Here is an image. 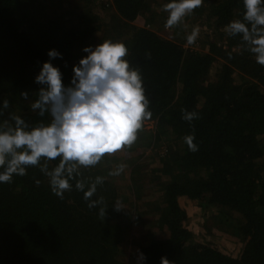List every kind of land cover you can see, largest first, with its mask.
<instances>
[{
    "label": "trees",
    "instance_id": "16d2710c",
    "mask_svg": "<svg viewBox=\"0 0 264 264\" xmlns=\"http://www.w3.org/2000/svg\"><path fill=\"white\" fill-rule=\"evenodd\" d=\"M111 1L126 29L125 59L140 70L150 101L152 118L146 121L156 122V140L165 135L179 144L160 158V176L166 178L159 185L156 224L166 234L139 244L142 264H161V257L173 264H264V66L240 36L225 31L242 18L243 0H203L192 12L205 14L213 27L205 51L130 24L151 10L148 0ZM85 3L79 16L92 27L76 30L60 15L36 17L31 9L37 0H0V107L5 99L10 105L3 118L19 115L29 124L50 119L31 110L34 93L43 87L35 77L55 49L62 58L50 62L70 85L73 66L86 56L75 48L97 28ZM211 73L214 79L207 80ZM25 91L29 100L21 96ZM182 110L197 118L184 120ZM193 132L195 152L184 141ZM107 160L115 158L80 170L86 180L104 177L92 198H104V218L88 207L75 181L63 199L54 195L39 167L0 183V264H124L121 244L141 212L135 203L132 217L115 210L118 193ZM58 162H49V169ZM182 199L195 207L198 223L188 224Z\"/></svg>",
    "mask_w": 264,
    "mask_h": 264
},
{
    "label": "clouds",
    "instance_id": "9594fccd",
    "mask_svg": "<svg viewBox=\"0 0 264 264\" xmlns=\"http://www.w3.org/2000/svg\"><path fill=\"white\" fill-rule=\"evenodd\" d=\"M203 4V0H171L164 11L168 13L165 27L178 25L184 17ZM244 12L225 26L229 36H240L242 44L252 53L258 64L264 66V0H243ZM199 27L187 36V44L196 42ZM86 55L73 66L69 86L62 81V73L51 59L61 57L55 49L49 50L50 61L44 62L35 82L42 85L31 101L30 107L47 122L29 124L19 115H8L9 101L0 107V183H11L15 176L27 174L28 167H39L49 178L51 191L63 199L64 193L75 188L83 192L90 209L98 208L104 218V198L92 199L104 177L94 180L82 177L81 169L94 167L106 156L130 148L138 139L144 122L152 118L150 101L145 95L143 79L138 68L125 59L128 48L123 42L104 40L95 47L83 49ZM29 100L28 92H21ZM188 122L197 113L182 110ZM195 133L184 137L190 151H197ZM44 161L43 164L41 161ZM58 164L49 169V162ZM126 165L120 164L110 176H119ZM39 183V181H37ZM116 211L124 209L117 200ZM145 258L139 254L138 261ZM161 264H173L161 257Z\"/></svg>",
    "mask_w": 264,
    "mask_h": 264
},
{
    "label": "rangeland",
    "instance_id": "374dc122",
    "mask_svg": "<svg viewBox=\"0 0 264 264\" xmlns=\"http://www.w3.org/2000/svg\"><path fill=\"white\" fill-rule=\"evenodd\" d=\"M86 1L88 2L87 5L91 7V13L96 16L97 21L93 26H97V28L91 31V34L89 33L90 35L84 39V44L75 48V52H84L83 49L85 47H95L104 40L122 42V39L127 38L126 29L118 21L119 16L111 0H109L111 3L106 7L98 5L100 1L96 0H91L92 2L88 0H44L42 4L37 0L39 5H36L31 11L34 12L36 17L40 18H54L60 15L67 25L77 28L76 30H82L86 27H92L89 24L90 22L82 21L79 16L83 9L80 6L86 5ZM148 3L151 10L144 15L138 16L130 24L153 29L168 39L181 42L184 48L199 51L206 50L207 46L203 47V42L209 39L208 33L213 31V27L205 23V14L195 16L191 13L184 17L178 25L166 28L168 13L164 11L163 6L167 2L148 0ZM88 17L86 16L85 19L88 20ZM197 26L200 31L196 42L192 45L185 43L188 34H191L193 28ZM84 54L88 55L85 52ZM209 79H214L212 73L208 75L207 80ZM155 133L156 122L154 120L145 121L142 130L138 133L137 141L131 148H125L111 156L106 155L108 159L115 158V160H107L105 163L110 168V171H114L120 164L126 165L119 176H112L118 193L117 200L124 206L123 210L132 217L133 210L131 208L133 203H135L140 206L137 213L141 212L140 220L136 224L132 223L128 234L124 237L121 244L124 264H142V261H138L139 244H143L151 237H163L166 234L165 230L160 229L156 224V207L161 204L159 185L162 183L161 179L166 178L163 175L160 176V158L166 156L169 150H176L179 144L177 142V145L173 140L169 141L165 135L156 140ZM135 191L142 198L135 200ZM184 209L188 215V224L192 226L198 223L199 218L195 207L190 203H185Z\"/></svg>",
    "mask_w": 264,
    "mask_h": 264
},
{
    "label": "built area",
    "instance_id": "2783aa9c",
    "mask_svg": "<svg viewBox=\"0 0 264 264\" xmlns=\"http://www.w3.org/2000/svg\"><path fill=\"white\" fill-rule=\"evenodd\" d=\"M96 1H100L99 4H104L105 7L111 3V1H109V0H96Z\"/></svg>",
    "mask_w": 264,
    "mask_h": 264
},
{
    "label": "crops",
    "instance_id": "0c3cea01",
    "mask_svg": "<svg viewBox=\"0 0 264 264\" xmlns=\"http://www.w3.org/2000/svg\"><path fill=\"white\" fill-rule=\"evenodd\" d=\"M181 202H182V204H185V203H187V201H186V200H184V199H182V200H181Z\"/></svg>",
    "mask_w": 264,
    "mask_h": 264
}]
</instances>
